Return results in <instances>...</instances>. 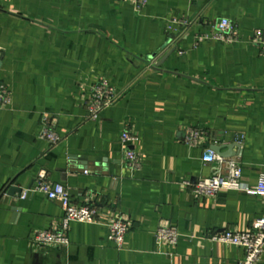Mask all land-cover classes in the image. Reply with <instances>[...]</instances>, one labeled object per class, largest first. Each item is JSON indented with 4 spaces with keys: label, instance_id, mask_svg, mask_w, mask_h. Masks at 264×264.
Wrapping results in <instances>:
<instances>
[{
    "label": "crops",
    "instance_id": "1",
    "mask_svg": "<svg viewBox=\"0 0 264 264\" xmlns=\"http://www.w3.org/2000/svg\"><path fill=\"white\" fill-rule=\"evenodd\" d=\"M0 0V264H237L241 246L211 233L246 231L264 215V197L225 190L199 196L189 185L210 176L204 150L233 145L241 180L264 172V52L252 41L264 26V0ZM226 18L231 42L199 39ZM173 50L167 57L165 55ZM165 57V59H164ZM163 60L161 64L160 61ZM108 83L116 101L87 118L90 87ZM43 116L59 135L40 139ZM192 127L203 134L186 143ZM141 161L132 169L120 134ZM240 142V143H238ZM41 177L97 210L71 221L66 246L39 247V229L59 227L63 208L25 191ZM22 188L21 195L10 192ZM129 223L123 245L107 224ZM175 226V245L157 244L159 226ZM255 264H264V248Z\"/></svg>",
    "mask_w": 264,
    "mask_h": 264
},
{
    "label": "built area",
    "instance_id": "2",
    "mask_svg": "<svg viewBox=\"0 0 264 264\" xmlns=\"http://www.w3.org/2000/svg\"><path fill=\"white\" fill-rule=\"evenodd\" d=\"M137 7L143 6L145 0H127ZM237 26L234 22L222 18L219 20L216 29L204 34L199 39L215 40L220 42H231L237 37ZM252 41L260 45L264 52V26L253 32ZM11 92L9 88L0 82V109L9 105ZM117 99V92L106 82L93 84L86 97L87 118L96 119L101 110L112 105ZM203 133L198 129L190 127L187 130L186 143L197 145ZM40 139L46 140L50 144H56L60 137L51 126L49 118L43 116L41 127L38 133ZM137 137L131 135L127 130L120 134V141L125 145V159L127 165L132 169H139L141 161L138 153L130 146L137 141ZM240 143V142H238ZM202 160L215 163L213 173L208 177L198 179L191 184L184 181V185H189L191 192L199 196H216L221 191L237 190L249 195H260L264 197V172L260 173L254 186L248 185L241 180L242 166L235 158H224L215 153L212 149L204 150ZM31 192H39L49 200L59 201L63 208L59 227L55 230L39 229L33 235L34 243L39 247L66 246L69 244L67 237L68 226L71 221L92 223L97 220V210L90 204L74 203L65 188L60 183H49L43 177L38 183L30 188ZM129 230V223L120 216L114 217L107 224L108 241L117 248H121L124 236ZM179 238V233L175 226H159L154 239L157 244L175 245ZM209 238L213 241L241 246L244 249V256L237 264H255L264 248V215L257 217L246 231L223 229L222 231L211 233Z\"/></svg>",
    "mask_w": 264,
    "mask_h": 264
},
{
    "label": "water",
    "instance_id": "3",
    "mask_svg": "<svg viewBox=\"0 0 264 264\" xmlns=\"http://www.w3.org/2000/svg\"><path fill=\"white\" fill-rule=\"evenodd\" d=\"M172 51H173V50H171L169 53H167V54L165 55V57H167ZM165 57H164V59H165ZM162 62H163V60H161L160 63H158V64H161ZM225 147H226V150H227V151H221L222 146H214V147L212 148V150H213L215 153L219 154L220 156H222V157H224V158H229V157L234 156V153H233V145H226ZM11 191L14 192V193H17L18 196H20V195H21V192H22V188H20V187H16V186H12V187L10 188V192H11Z\"/></svg>",
    "mask_w": 264,
    "mask_h": 264
}]
</instances>
